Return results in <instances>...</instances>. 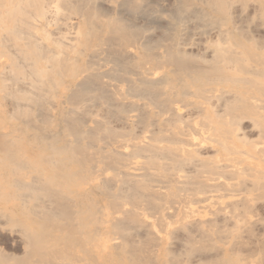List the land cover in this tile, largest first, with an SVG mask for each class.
<instances>
[{"label": "bare ground", "instance_id": "6f19581e", "mask_svg": "<svg viewBox=\"0 0 264 264\" xmlns=\"http://www.w3.org/2000/svg\"><path fill=\"white\" fill-rule=\"evenodd\" d=\"M115 1L0 0V264H264V0Z\"/></svg>", "mask_w": 264, "mask_h": 264}, {"label": "rangeland", "instance_id": "374dc122", "mask_svg": "<svg viewBox=\"0 0 264 264\" xmlns=\"http://www.w3.org/2000/svg\"><path fill=\"white\" fill-rule=\"evenodd\" d=\"M96 1H97V0H96ZM151 1H152V2L154 1V2H155V0H151ZM157 1H158V0H157ZM161 1H162L161 4H162V5H165V7H170V6L172 5V3H173V0H161ZM161 1L159 0V2H161ZM232 1H233V0H232ZM245 1H246V0H245ZM98 2L100 3L99 5H100L101 8H102V5H103V9L106 8V13L111 12V11L113 10V8H114V5H116L115 8H114V10H119V11L121 10L122 14L125 15V16H129V15L131 14V11H130L131 8H130V6L127 5V6H123L124 8H123V7H119L120 9H118L119 4L116 3L115 0H114V2H113V0H112L113 4H112V2H110V3H111V4H110L109 2H107V0H105V1H104V0H102V1H101V0H98ZM239 2H240V1H239ZM239 2H238V1H237V2H234L235 7H238V8H239V9H238V8H235V7L233 6V9L235 10L236 13H243V11H244V12L246 11L247 13H251V12L253 11V10L251 9V8H252L251 6L253 5L252 2L254 3V1H251V2H250V1H247V2H245V4H244V0H241V3L238 4ZM248 2H249V3H248ZM103 3H104V4H103ZM242 3H243L244 5H243ZM247 3H248V4H247ZM250 3H251L252 5H251ZM241 4L243 5V7H244L246 4H247V5H246L245 7H247L248 5H251V6H248L247 8L244 9V8H242V6H240ZM109 5H110V6H109ZM112 5H113V6H112ZM111 6H112L113 8H111ZM61 7H62V8H61ZM61 7L59 8V10H58L59 12H58V13H61V11H60L61 9H62V12L65 11V13H64V14H63V13L60 14V16L63 15L62 17H59V14L57 13L58 16L56 15V17H59V18L56 19L57 22H64L65 20H67L65 17H68V16H67L68 13L73 14V13L71 12L72 10H71V11H67V13H66V9L68 10V9H70V7H69V8H68V7H65L66 9H63V6H61ZM127 7H129V8H127ZM249 7H251L250 10L248 9ZM107 8H108L109 10H108ZM121 8H123L124 10L121 9ZM240 8L243 9V11H241ZM111 9H112V10H111ZM128 9H129V10H128ZM236 9H237L238 11H236ZM246 9H248V11H247ZM63 10H64V11H63ZM114 10H113V11H114ZM122 10H123V11H122ZM125 10H127V12H126ZM239 10H240V12H239ZM107 11H109V12H107ZM113 11H112V12H113ZM119 11H118V12H119ZM124 11H125V12H124ZM102 12H104V11H102ZM115 12H117V11H115ZM129 12H130V14H129ZM246 12L244 13V15L246 14ZM126 14H127V15H126ZM131 15H132V14H131ZM64 16H65V17H64ZM73 16H75V15L73 14ZM70 17H72V15H71ZM61 18H62V19L64 18V20H62ZM257 18H258V17H257ZM151 19H152V18H151ZM58 20H59V21H58ZM61 20H62V21H61ZM68 20H69V19H68ZM140 20H141L142 23H145V22H144V19L140 18ZM146 20H149V17H148L147 19H145V21H146ZM152 20L154 21V18H153ZM152 20H150V21H152ZM156 20H159V23H158V21H156ZM156 20L154 21V25H153V22H152L151 26L149 25V24L151 23L150 21H149V22L146 21V22H147V25H149V27L152 28V27L154 26V28H153L154 31H153V32L156 31L155 34H158V33H160L161 29L163 28L162 26L165 25V22H164L163 20L160 21L159 18H158V19L156 18ZM255 20H257V19H255ZM259 20H260V19H258V21H259ZM155 22H156L157 24H155ZM148 23H149V24H148ZM256 23L258 24L259 22L256 21ZM159 24H161V25H159ZM191 24H192V23H191ZM157 25H158V26H157ZM159 26H160V28H159ZM193 26H194V24L191 26V28H193ZM253 26H254V27H253ZM253 26H252L253 28H257V27H255V25H253ZM157 27H158L159 29H157ZM161 27H162V28H161ZM151 28H150V29H151ZM153 29H151V30H153ZM156 29H157V30H156ZM197 29H198V28H197ZM260 31H261V33L264 34V30H263V28H261ZM260 201H261V202H260ZM255 202H256V203H255V206L257 207V210L263 213V211H264V209H263V208H264V199L255 200ZM257 202H258V203H257ZM260 203H262V204H260ZM262 205H263V206H262ZM257 213H258V212H257ZM263 214H264V213H263ZM263 217H264V215H263ZM261 221H262V222H261ZM261 221H259L258 223L254 224L255 226H254V225L252 226V228H253L252 231H253L254 235L256 234L255 236H254L253 234H251L252 236L249 235L250 232H251V231H249V229H251V228H249V229L246 228V231L248 230V231L246 232V231H245V228L243 227V231H244V233H245V234H244V235H245V236H244V240H245V239H246V240L244 241L245 244H244V243L241 244L239 248H242V251H243V249H244V250H245L244 252H246L247 254H248V253H252V252H253V254H254V251L256 250L257 252L260 253V254H259V253L257 254V252L255 251V253L257 254L258 258L261 256V258L263 259V256H264V255H261V250H262V248H264V247H263L264 244L261 245V242L264 243V241H263V238H264V230H263V229H264V218H263ZM256 231H257V233H256ZM262 232H263V233H262ZM262 234H263V235H262ZM175 235H176V234H175ZM179 235H180V236H179ZM172 237H174V239H173V238H172V239L170 238L171 240H169V242L172 241V240H175V238L177 239V237L180 238V237H181V234H178V233H177V237H176V236H172ZM179 238H178V241H176V240H175V242L173 241V242L175 243L174 245H173V242H172V246H171V247H173L174 250H177L178 248L181 249V247H183V248L185 247V244H184V241L182 240V237L180 238L182 241L179 240ZM260 238L262 239V241H261ZM258 240H260L261 242L258 241ZM180 241H181V242H180ZM246 241H247V242H246ZM252 241H253V242H252ZM179 242H180V244L177 245V243H179ZM11 243H12V236L10 235V233L7 232V231H3V232H1V234H0V246H2L3 248H5V249L8 250V251H14V247H13V245H12ZM256 243H257V244H256ZM258 243H259V244H258ZM246 244H247V245H246ZM179 245H180V247H179ZM181 245H182V246H181ZM183 245H184V246H183ZM259 246H260V247L262 246V248H260ZM12 247H13V248H12ZM252 248H254V249H252ZM258 248H259L260 250H259ZM180 249L177 250V251H180ZM251 251H252V252H251ZM256 254H254V255H255L254 257H255L256 259H258V258L256 257ZM197 258H198V257H197ZM255 258H254V259H255ZM259 260H260V259H259ZM255 261H256V260H255ZM262 261H263V260H262ZM258 262H259V261H258ZM260 262H261V261H260Z\"/></svg>", "mask_w": 264, "mask_h": 264}]
</instances>
